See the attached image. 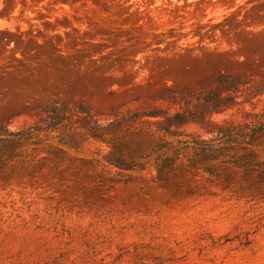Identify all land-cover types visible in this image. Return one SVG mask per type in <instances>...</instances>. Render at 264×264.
I'll list each match as a JSON object with an SVG mask.
<instances>
[{
    "label": "rangeland",
    "instance_id": "374dc122",
    "mask_svg": "<svg viewBox=\"0 0 264 264\" xmlns=\"http://www.w3.org/2000/svg\"><path fill=\"white\" fill-rule=\"evenodd\" d=\"M261 70L264 0H0V127L10 131L52 101L81 104L100 124L172 113L167 86L197 93L217 73ZM243 110L264 120V95L212 118L243 121ZM175 129L126 135L125 156L143 168L121 174L85 135L77 148L58 144L63 129L24 145L0 178V264H264V184L235 167L204 172L177 140L210 134ZM173 152L158 176L154 163Z\"/></svg>",
    "mask_w": 264,
    "mask_h": 264
},
{
    "label": "trees",
    "instance_id": "16d2710c",
    "mask_svg": "<svg viewBox=\"0 0 264 264\" xmlns=\"http://www.w3.org/2000/svg\"><path fill=\"white\" fill-rule=\"evenodd\" d=\"M213 84L208 90L195 93L190 89H176L167 86L165 97L170 105L177 108L167 111L133 112L115 117L111 121L100 124L89 110L81 104H70L67 101H52L46 104L35 105L32 109L37 119L27 127L10 131L0 127V178L7 173V163L15 156L22 155V147L27 144H39V135L53 138L50 133L63 129L58 144L67 148H77L74 138L85 135L99 142L105 143L110 149L105 156L109 165L117 169L118 174L125 171L142 169V165L133 163V159L126 157L124 150L129 147L125 138L128 134H142L143 132L163 140L164 136H180L175 128L187 123L200 125L210 137L198 138L190 135V139L177 140L182 149H192L199 162H207L202 167L210 175H219L220 167L229 171L232 167L242 171L247 178L255 173L256 181L264 184V120L257 114L243 110L246 118L243 121L232 119L214 120L215 114L225 113L243 102H250L253 98L264 95V70L254 74L239 72L237 74L217 73L211 80ZM238 98L243 100L238 101ZM76 116V120H72ZM252 116L251 119H247ZM149 118H155L151 120ZM77 121H82L76 124ZM141 123L149 125L144 131L131 130L129 127ZM155 126L153 129L151 126ZM162 143H157L151 151H165ZM57 149H61L56 146ZM35 150V148H32ZM178 152L168 155L163 153L159 162L154 163L157 175L165 172L175 162ZM157 160V159H156Z\"/></svg>",
    "mask_w": 264,
    "mask_h": 264
}]
</instances>
